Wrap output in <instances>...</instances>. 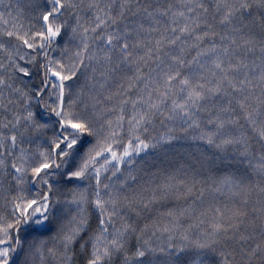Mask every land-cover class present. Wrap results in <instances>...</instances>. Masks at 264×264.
Segmentation results:
<instances>
[{"label":"snow or ice","instance_id":"6c2138e0","mask_svg":"<svg viewBox=\"0 0 264 264\" xmlns=\"http://www.w3.org/2000/svg\"><path fill=\"white\" fill-rule=\"evenodd\" d=\"M0 264H264V0H0Z\"/></svg>","mask_w":264,"mask_h":264}]
</instances>
